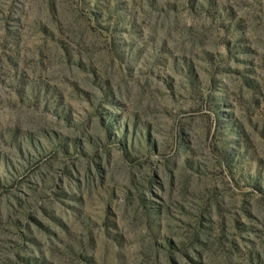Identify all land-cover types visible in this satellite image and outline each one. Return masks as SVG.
Returning a JSON list of instances; mask_svg holds the SVG:
<instances>
[{
    "label": "rangeland",
    "instance_id": "1",
    "mask_svg": "<svg viewBox=\"0 0 264 264\" xmlns=\"http://www.w3.org/2000/svg\"><path fill=\"white\" fill-rule=\"evenodd\" d=\"M0 264H264V0H0Z\"/></svg>",
    "mask_w": 264,
    "mask_h": 264
}]
</instances>
